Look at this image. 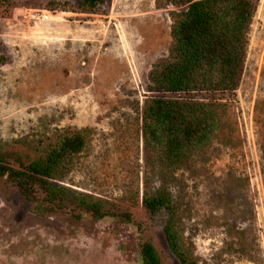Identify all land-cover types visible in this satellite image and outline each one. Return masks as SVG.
Listing matches in <instances>:
<instances>
[{"label": "rangeland", "instance_id": "1", "mask_svg": "<svg viewBox=\"0 0 264 264\" xmlns=\"http://www.w3.org/2000/svg\"><path fill=\"white\" fill-rule=\"evenodd\" d=\"M0 0V140L26 160L45 153L17 141L88 129V144L60 182L109 201L95 220L70 206L36 213L42 192L0 178V264H143L151 242L163 264H180L163 232L166 210L142 196L165 187L185 240L202 264H264V0H252L243 70L231 91L169 93L152 74L169 56L184 0ZM221 101L215 138L181 167L165 169L140 131L145 101ZM125 215L129 216L126 220Z\"/></svg>", "mask_w": 264, "mask_h": 264}, {"label": "trees", "instance_id": "2", "mask_svg": "<svg viewBox=\"0 0 264 264\" xmlns=\"http://www.w3.org/2000/svg\"><path fill=\"white\" fill-rule=\"evenodd\" d=\"M106 0H80L78 10L92 12ZM179 0H156L157 7ZM185 10L177 12L170 28L172 41L168 58L152 74L155 89L178 93L231 91L240 79L247 50V34L254 13L252 0H184ZM227 108L221 101H192L155 97L145 101L140 131L145 146L165 169L181 167L194 154L209 146L224 126ZM16 143L45 154L24 160L0 140V178L14 182L25 195L34 188L42 192L36 213L53 212L67 205L72 216L83 211L93 219L116 217L105 198L76 192L60 182L73 168L88 144V129L64 130L54 138H24ZM264 151V148H263ZM264 170V162L262 164ZM143 205L155 214L164 209V236L180 264H202L184 236L179 206L171 193L161 187L144 193ZM126 220L128 215L124 216ZM143 264H163L151 242L140 249Z\"/></svg>", "mask_w": 264, "mask_h": 264}]
</instances>
